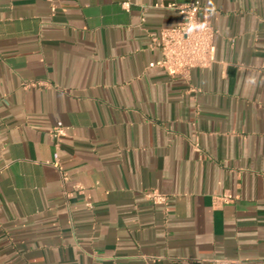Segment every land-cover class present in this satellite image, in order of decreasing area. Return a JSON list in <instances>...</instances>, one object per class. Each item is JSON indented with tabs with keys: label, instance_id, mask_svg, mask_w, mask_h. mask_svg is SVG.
<instances>
[{
	"label": "crops",
	"instance_id": "1",
	"mask_svg": "<svg viewBox=\"0 0 264 264\" xmlns=\"http://www.w3.org/2000/svg\"><path fill=\"white\" fill-rule=\"evenodd\" d=\"M191 2L216 62L170 77ZM55 3L0 0V264H264V0Z\"/></svg>",
	"mask_w": 264,
	"mask_h": 264
},
{
	"label": "built area",
	"instance_id": "2",
	"mask_svg": "<svg viewBox=\"0 0 264 264\" xmlns=\"http://www.w3.org/2000/svg\"><path fill=\"white\" fill-rule=\"evenodd\" d=\"M51 6V11L56 12L55 0H45ZM125 9L129 8V3H125ZM167 9L177 12L180 15L179 22L171 27L162 30L158 46L162 53V59L151 64V67H159L170 77L189 78L191 72L196 69H207L216 62V29L207 17H200L201 6L197 2L188 4L172 3ZM50 84L44 81H31L25 84V89H42ZM52 135L55 139L66 136L64 128H56ZM55 166L59 168L58 154L54 155ZM68 176L62 173L63 182L68 181ZM77 191L82 188L76 186ZM69 196V195H67ZM144 198L154 206H166L167 196L158 190H150L144 193ZM231 199L230 197L227 200ZM86 206L93 210V204L88 200Z\"/></svg>",
	"mask_w": 264,
	"mask_h": 264
}]
</instances>
